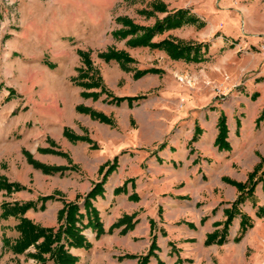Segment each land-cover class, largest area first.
Wrapping results in <instances>:
<instances>
[{"label": "crops", "instance_id": "1", "mask_svg": "<svg viewBox=\"0 0 264 264\" xmlns=\"http://www.w3.org/2000/svg\"><path fill=\"white\" fill-rule=\"evenodd\" d=\"M180 1L134 22L186 10L152 41L192 45L193 60L114 36L112 0L0 18V264H264V168L237 186L264 155V26L241 0ZM238 41L258 51L244 67Z\"/></svg>", "mask_w": 264, "mask_h": 264}, {"label": "rangeland", "instance_id": "2", "mask_svg": "<svg viewBox=\"0 0 264 264\" xmlns=\"http://www.w3.org/2000/svg\"><path fill=\"white\" fill-rule=\"evenodd\" d=\"M60 1H64V0H28V2L26 0H0V15H1L0 18H5V19H8V18L16 19V18H18V13H17L18 10L17 9H20V8H22V6H24L23 2H27L26 5L30 9L31 15L35 16L37 14V12H42L43 14H45V13L49 14L51 12V9H52V6H51L52 3L53 2H60ZM74 1H76V0H74ZM164 1H166L167 3H165ZM209 1L213 2V0H209ZM218 1H220V0H218ZM232 1L235 2V0H232ZM161 2H163L165 5L166 4L167 5L182 4V2L180 0H172V1L171 0H112L113 7H112V10L110 11V16L112 19L111 27L115 28V27H118L119 25H122V28L128 27V26H124V24L119 20L120 17L129 18L133 22L135 20L139 23H149L152 21V19H154V18H149L150 16L156 15V12H161V11H158L154 8L156 5H159ZM230 2H231V0H221L222 4L230 3ZM241 3H245V4H249V5L254 4V7L257 10V11L255 10V13L257 14L255 16V20L258 23V25L264 26V0H241ZM167 5H166V8H167ZM79 9H78L79 12H76L74 10L73 11L71 10V12L72 13L76 12V14L79 13L81 15L82 11H84L85 13L87 11V10H83L82 8H79ZM144 11L148 12V13L146 14ZM149 12H152V14H149ZM73 17H75V18L78 17L79 20L82 18H87V17H85V15L84 16H75L74 15ZM49 18L50 17H48V19ZM222 18H223L222 15L218 16V19H222ZM228 20H229L228 26H231L230 24H232L231 23L232 19L229 18ZM135 24H137V23H135ZM242 24H244V20H243ZM242 29H243V27H242ZM260 30H264V28L259 29V31ZM112 33L115 36L114 31ZM238 43H239V45L237 47L241 48L240 49L241 65H242V67H244V66H247V64L249 63L248 61H250V62L254 61V59H255L254 55L257 56L258 51L255 47L254 48L245 47V44L242 41L241 42L238 41ZM110 49L116 50V48H110ZM110 49H108L106 52H108ZM91 52H92L91 49H88V50L78 49V53L81 56L82 62L85 64L86 67H91V65L93 64V61L91 59ZM95 53L97 54V52H95ZM100 54H101V52H99V55ZM255 62L257 64L260 63L259 60H256ZM263 62H264V60H263ZM254 66H255V64H251L248 66L249 67L248 68L249 70L247 69L248 74H252L253 72L256 71ZM79 68H78V71H79ZM92 69H93V67H92ZM230 69H231V66H230ZM244 72L245 71H242V73H244ZM85 74H86V72L84 70L80 69L79 76H81V75L83 76ZM225 77L228 78V76H225ZM176 78L179 81L184 82L186 84H191V85L195 84V80L192 79L191 77H189L187 74H184V73L176 75ZM208 85L212 86L218 92H222V89L224 88L223 85L219 84V82H217L215 80L209 81ZM142 97L143 96H136L135 99L142 98ZM82 111L89 113V111H91V109H88V107H83ZM222 116H224V115L222 114L221 117ZM221 117H220V120H221ZM261 117H262V115L259 117V119ZM106 118H107V116H106ZM108 118H109V120L111 119V117H109V116H108ZM224 118H225V116H224ZM220 120L218 123L219 129H220ZM131 124H132V126L135 125L133 118H131ZM225 125H226V118H225ZM71 131H72L71 128L66 127L65 131H64V135L66 137L70 138L69 133H71ZM219 134H220V132H219ZM81 136L86 137V135H81ZM49 142L51 145H57L56 142L52 138H49ZM46 150H49V148H46ZM62 153L66 154L64 152H62ZM24 154L27 155L28 157L30 156V153L27 150H24ZM66 155L68 156V154H66ZM259 156L261 157V161L254 167V169L252 171L249 172L246 182H242V181L237 182V184H238L237 186L240 189H243L244 187L248 186L252 182L254 177H256V175L264 168V155L260 154ZM29 160H31L32 163H34L36 165L40 164V165L49 166V167L58 166V165H52V164H49V163H46V162H43L40 160L33 159V158H31V156L29 157ZM6 162H7V160H6ZM2 165H3V163H2ZM0 262H2L1 257H0Z\"/></svg>", "mask_w": 264, "mask_h": 264}, {"label": "trees", "instance_id": "3", "mask_svg": "<svg viewBox=\"0 0 264 264\" xmlns=\"http://www.w3.org/2000/svg\"><path fill=\"white\" fill-rule=\"evenodd\" d=\"M154 8L161 12L166 11V5L163 2H161L159 5H156ZM145 13L147 14L148 12ZM149 14H152V12H149ZM186 15L187 11L180 9L174 14H167L162 19L157 20L153 26H142L139 24H135L129 18L120 17L119 20L124 24V26H128V28H121L119 30H116L114 34L116 36L121 37H127L128 35H132V37L128 40V43L132 46H150L152 48H159L167 51V53L173 59L186 58L188 60H193L195 58L189 57V54L194 50V46L192 45H188L181 41H174L169 38H165L159 42L152 41L157 33H163L166 30L182 26L185 22ZM101 55L107 60L113 58L117 60H122L123 58L127 61L132 60V58L128 56L126 52L117 51L114 49H110L108 52H103L101 53ZM146 72H148V70L142 71L141 74H145ZM225 131V118L224 116H222L220 120L219 139H223ZM38 166H40L46 172H54L63 169V167L59 166L49 167L40 164H38ZM90 194H93V191Z\"/></svg>", "mask_w": 264, "mask_h": 264}, {"label": "built area", "instance_id": "4", "mask_svg": "<svg viewBox=\"0 0 264 264\" xmlns=\"http://www.w3.org/2000/svg\"><path fill=\"white\" fill-rule=\"evenodd\" d=\"M261 50L264 52V44L261 45Z\"/></svg>", "mask_w": 264, "mask_h": 264}]
</instances>
